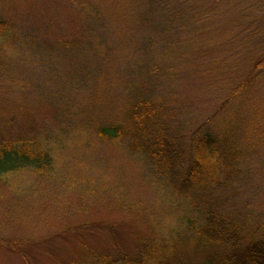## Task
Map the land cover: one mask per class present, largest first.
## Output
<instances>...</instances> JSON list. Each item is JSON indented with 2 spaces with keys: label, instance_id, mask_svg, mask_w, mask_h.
Instances as JSON below:
<instances>
[{
  "label": "rangeland",
  "instance_id": "rangeland-1",
  "mask_svg": "<svg viewBox=\"0 0 264 264\" xmlns=\"http://www.w3.org/2000/svg\"><path fill=\"white\" fill-rule=\"evenodd\" d=\"M86 1L91 3H76ZM192 2L202 12L223 3V13L213 18L210 41L200 46L201 55L185 57L188 51L181 44L175 57L156 58L152 67L138 72L137 58L146 63L149 50L144 38L157 36L160 14L140 39L143 32H123L108 24V17L98 30L85 32L92 25L67 0H0V18L11 23L13 40H24L26 48L22 60L0 52L5 76L0 74L5 88L0 90V138L37 139L55 161L47 177L16 161L0 165V264H78L90 251L135 256L144 237L171 239L187 230L193 216L186 203L177 206L176 196L150 175L145 158L132 155L124 141L105 142L97 135L100 128L124 121L133 83L171 105L175 133L188 136L185 147L208 117L215 115V126L226 122L223 135L243 145L238 147L242 180L226 196L264 224V69H254L245 58L224 60L218 42L221 31L231 32L230 22L250 4L264 28V0ZM196 31L186 41L196 42L199 49ZM95 37L101 41L96 56L87 50ZM11 46L15 52L21 42ZM15 60L21 62L13 68ZM201 65L209 70L200 76ZM246 78L254 82L242 92ZM11 81L19 88H12ZM245 245L233 252L181 242L171 261L247 264Z\"/></svg>",
  "mask_w": 264,
  "mask_h": 264
},
{
  "label": "trees",
  "instance_id": "trees-1",
  "mask_svg": "<svg viewBox=\"0 0 264 264\" xmlns=\"http://www.w3.org/2000/svg\"><path fill=\"white\" fill-rule=\"evenodd\" d=\"M124 1L91 0V3L86 1L78 6L76 0H67L69 6L83 12L86 20L84 22L92 25L85 32L98 30L103 25V17H108V24H117V28L123 32H143L141 39L145 35L143 29L160 14L157 36L148 40L144 38L149 50L145 54L146 63L143 58H137L138 72L140 69L144 72V69L152 67L156 58L163 60L172 54L175 57L174 50L181 44L188 51L185 57L197 52L201 55V47L210 41L208 34L215 26L213 18L218 19L217 16L223 13V3L219 4L220 1L215 3L216 6L206 8L204 12L193 0H135L132 5ZM260 2L257 4L259 9L263 4ZM244 10L246 11L242 10L230 22L229 28L232 26L234 29L236 26V29L231 32L228 29V34L221 31L222 37L218 42L223 44L224 60H228L227 56L238 62L245 58L246 64L252 63L254 69L261 71L264 69V28L261 29V18L254 16L256 7L250 4ZM238 25L242 26L239 28ZM195 29V35L201 43L199 49L198 46L195 47L196 42L188 44L189 41H186V36L193 34L191 31ZM13 30L15 29L11 23L0 18V52L1 55L22 60L26 51L25 41H14ZM14 42H21L15 52L12 48L16 47L11 46ZM89 43L91 46L87 50L91 51L90 54L94 53L96 56L101 53L100 40L95 37ZM20 62L15 60L11 62V66L14 68ZM199 68L200 76L209 70L204 65ZM0 74L5 77L1 69ZM248 79L241 86L242 92L250 87L247 88L246 84L252 85L254 82H247ZM11 82L9 84L12 88H19L17 83ZM137 86L136 83L132 85L133 101L131 105H125L124 121L118 125L111 124L100 128L97 135L105 142L124 141L132 155L145 158L150 175L155 181L161 182L169 195L171 193L176 196L177 206L186 203L188 213L193 219L190 220L187 230L185 228L179 234L175 233L174 238L166 239L163 235L144 237L135 256L124 253L113 256L110 253L90 251L78 264H174L171 259L176 246L181 242L198 246L213 245L233 252L245 243L242 255L245 263L264 264V224L261 225L258 216L243 213V208L236 203L232 204V198L226 196L242 180V154L238 147L243 145L237 144L234 138L223 135V124L226 122L215 126L214 115L191 133L189 145L185 147L183 138L188 136L175 133L171 123V105L165 100L153 98L141 88L137 89ZM3 88L0 85V90ZM226 125L225 128L228 129L229 126ZM8 161L22 163L43 177L50 176L55 170L54 156L34 138L21 140L1 137L0 165ZM235 258L233 256L227 262L230 263Z\"/></svg>",
  "mask_w": 264,
  "mask_h": 264
}]
</instances>
